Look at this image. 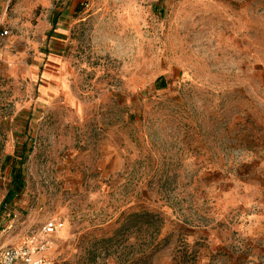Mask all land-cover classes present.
Here are the masks:
<instances>
[{
	"label": "rangeland",
	"instance_id": "obj_1",
	"mask_svg": "<svg viewBox=\"0 0 264 264\" xmlns=\"http://www.w3.org/2000/svg\"><path fill=\"white\" fill-rule=\"evenodd\" d=\"M42 1L0 0V254L53 219L49 264H264V0ZM141 210L154 256L103 242Z\"/></svg>",
	"mask_w": 264,
	"mask_h": 264
},
{
	"label": "trees",
	"instance_id": "obj_2",
	"mask_svg": "<svg viewBox=\"0 0 264 264\" xmlns=\"http://www.w3.org/2000/svg\"><path fill=\"white\" fill-rule=\"evenodd\" d=\"M163 80V79H162ZM163 82V81H162ZM164 84V83H163ZM165 86V84L163 85ZM20 159V164L23 165L28 160V155H26V147L23 145V148L21 151H18L17 154L14 157H8L7 159L13 160V162H16L18 158ZM12 185L13 190H22L25 186V181L23 177V170L22 167L17 168L14 166L12 168ZM12 190H10L4 199V204L2 205V208L5 206V204L8 202L9 198L12 195ZM123 220L121 221L120 227L116 230L115 234L112 237H109L107 239H103V242L106 244H117L122 245L123 242L121 241V238H123L124 234L128 232L130 229L134 230L136 233L141 235L142 233L147 234L151 239H153V248H152V254L150 256H154L155 253L162 247H164V244L166 243L167 238L159 239V235L161 232V227L163 225V217L159 213L150 212L147 210H141L139 212L130 213L128 215L122 216ZM186 233H193L196 231L197 227H189V226H182L181 228ZM180 229V230H181ZM128 230V231H127ZM138 236V241L141 239ZM125 240V239H124ZM144 245V243L140 242L138 244V248H141ZM127 247V246H126ZM146 253L143 252L140 256L136 257L134 264H144L145 260L147 259ZM149 256V257H150ZM189 264V263H184Z\"/></svg>",
	"mask_w": 264,
	"mask_h": 264
},
{
	"label": "built area",
	"instance_id": "obj_3",
	"mask_svg": "<svg viewBox=\"0 0 264 264\" xmlns=\"http://www.w3.org/2000/svg\"><path fill=\"white\" fill-rule=\"evenodd\" d=\"M9 33L5 19L0 17V39L6 38ZM61 227L59 221L47 220L42 229V239L32 238L20 247L4 249L0 254V264H49L46 253L51 248L50 239Z\"/></svg>",
	"mask_w": 264,
	"mask_h": 264
},
{
	"label": "crops",
	"instance_id": "obj_4",
	"mask_svg": "<svg viewBox=\"0 0 264 264\" xmlns=\"http://www.w3.org/2000/svg\"><path fill=\"white\" fill-rule=\"evenodd\" d=\"M48 1L49 0H43L42 2L43 3L44 2L45 3H48ZM40 2H41V0H40ZM79 2H80V0H72L71 1L70 7H69L70 13H73L74 11H76V9L79 6ZM62 11H63V9L57 8L56 11H55V13L53 14V17H52V23L58 29V30H54V31L56 33H58V34H61L62 32H64L65 25L67 24V22L69 20L68 19V15H66V13L65 12H62ZM48 25H50V23ZM51 28L53 30L54 26H52Z\"/></svg>",
	"mask_w": 264,
	"mask_h": 264
}]
</instances>
